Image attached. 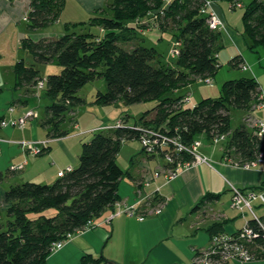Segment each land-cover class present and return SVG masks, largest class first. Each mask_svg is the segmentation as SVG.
Segmentation results:
<instances>
[{"label": "trees", "instance_id": "1", "mask_svg": "<svg viewBox=\"0 0 264 264\" xmlns=\"http://www.w3.org/2000/svg\"><path fill=\"white\" fill-rule=\"evenodd\" d=\"M207 1L113 0L108 8H100L88 21L67 22L66 33L56 38L35 40L26 36L22 46L31 51L37 62L55 61L62 66L58 73L48 74L46 78L23 59L14 68L16 88H21L26 96L36 94L37 84L45 79L42 90L48 104L41 123L48 130V139L70 134L62 128V122L67 113L86 102L79 92L86 84L104 77L107 88L97 93L95 104L157 100L139 118L141 126L159 130L184 144L193 143L199 134L209 139L220 133L230 134L224 154L234 153L241 162L253 161L264 152V140L258 137L256 128L251 129L245 121L237 128L231 126V109L250 114L264 93L255 76L227 79L219 97H205L194 107L183 106V96L169 95L201 78H214L221 66L218 53L222 29L209 26L208 12H203ZM225 1L234 4L235 0ZM243 2L244 30L252 40L249 47L264 48V0ZM64 6L65 0H31L29 29L34 31L56 23ZM78 24L98 26L104 32L100 35L91 30L69 31L71 25ZM152 26L177 32L179 54L175 62H161L160 51L137 41L138 32ZM244 62L241 54L230 60L236 69ZM120 122L114 130H101L84 141L79 165L57 180L25 181L5 191L3 203L8 221L4 227L0 223V264H46L54 242L64 239L67 232L82 228L89 219L98 218L120 200L119 184L129 173L117 162L118 152L128 139L141 137V130L134 129L126 117ZM44 146L39 153L51 148L48 143ZM5 177L0 172V183ZM220 196L209 193L206 198ZM29 214L37 216L31 218ZM248 222L263 236L254 218ZM214 227L209 228L211 232ZM107 261L103 255L87 253L77 264H107Z\"/></svg>", "mask_w": 264, "mask_h": 264}, {"label": "crops", "instance_id": "2", "mask_svg": "<svg viewBox=\"0 0 264 264\" xmlns=\"http://www.w3.org/2000/svg\"><path fill=\"white\" fill-rule=\"evenodd\" d=\"M112 1L74 0L69 7V0H65V6L60 16L63 13L65 14L67 12L66 8L69 7L74 12L70 13L68 18L75 21H70V23L88 21L92 14L100 10V8H108ZM30 3L31 0H0V52H2L8 42L12 43L14 40L19 46H22L23 39L28 35L27 33H23L20 24L21 19L26 21L24 19L26 16L25 10L29 11ZM212 4L210 10L216 11L217 15L221 17L226 27L223 30L228 33L229 37L230 33L232 34L233 32L229 18H227L228 14L215 1ZM229 7L232 10L231 6ZM150 28L147 27L146 29L151 30ZM100 31L104 32L102 29ZM45 36L56 38L57 34L55 35V33L48 31L41 37ZM242 43L245 44V39L242 40ZM15 58L16 60L13 64L14 76L9 82L10 89L13 92L9 94L8 98L15 100L19 97L15 102L25 105L28 102L27 98L29 96H26L24 93L21 95L23 90L16 88L17 77L14 68L20 60L17 59L19 57ZM53 63H56L58 66L57 62L54 61ZM256 77L259 81L260 78L257 75ZM3 84H6L5 81ZM3 86L0 87V90L6 88ZM261 88L263 91L264 87L262 85ZM189 91L187 90L182 94L181 89H177L174 91V95L183 96L184 104L186 97L189 98L187 102L191 100L188 95ZM198 94L201 100L205 99V94L199 91ZM6 101L9 102L8 100ZM6 101L3 105H0V118L10 119L23 116L22 110L18 114H15V108L11 111L10 108L12 106H7L8 103ZM194 105L190 106L187 104L186 106L194 107ZM255 111H258L259 116L254 114ZM243 115V118L250 115L254 119L263 121L264 108L254 109L250 114L245 111ZM101 120L102 118L96 115L93 125L97 124L99 126H95L101 128L105 127V125H111L108 122L102 124L100 123L102 122ZM139 120L132 124L128 120V123L139 125ZM31 123L33 124H31L30 128H19V134L12 130L18 129L16 127H0V172L12 175L10 180H6L9 186L25 181L51 183L57 180L64 168H73L79 162L83 142L86 141L81 135L95 127L83 128L80 132H72V134L65 137L57 138L55 139L54 147H51L49 151L34 154L22 145V142H37L38 139H41L37 130L38 124L35 120H32ZM79 126V124H76V128H80ZM42 142L47 144L48 140L44 139L38 143L41 144ZM227 144H222L221 149H223V146L226 147ZM203 146L201 145L199 149ZM209 149L211 148L207 147L204 151L212 158L211 164L201 163L194 168L186 169L171 181H166L163 175L159 177L154 175L161 166L159 162L153 165L151 161L156 159L155 157H148L143 153L139 157L131 158L130 163L133 164V167L127 171L129 173L127 176L133 180V184H127L128 188L126 190L119 189L120 200L114 206H109L105 210L98 220L100 225H97L95 231L89 230L78 234L72 241H68L62 249L58 250L61 252L59 257L67 259L64 264H77L81 256L87 253L99 256L100 250L101 255L105 256L107 260H113L117 264H195L193 259L187 263V258L175 250V247L178 248V246H175L171 239L175 238L176 232L174 227L177 224H184L183 230H185V235L194 237L193 240L195 242L192 243L193 251L200 250L204 247L203 245H208V242L211 241L212 232H224L234 235L242 230L244 225L250 219H253L254 216L250 209L244 211V213H240L232 205L233 190L234 187L240 188L245 192L255 189L264 190L263 166L260 164L251 169L235 167L222 160L225 157L224 149L221 155L216 152L215 148L213 151ZM231 156L236 160L238 159L234 153ZM17 164H24V168L15 172L10 171V167ZM6 190V187L0 186V220L3 213L6 215L5 204L3 203ZM209 193L221 196L208 199L206 197ZM255 200L256 204H253L254 213L264 218V201L260 199ZM123 204H135L138 209L146 212H152L154 207H159L162 209V212L147 215L141 221L137 215L122 212L120 209ZM211 226H215L212 232L209 229ZM200 239L203 242L199 243ZM54 259V257L50 259V264L59 262V260ZM224 264H264V258L246 263L229 261Z\"/></svg>", "mask_w": 264, "mask_h": 264}, {"label": "rangeland", "instance_id": "3", "mask_svg": "<svg viewBox=\"0 0 264 264\" xmlns=\"http://www.w3.org/2000/svg\"><path fill=\"white\" fill-rule=\"evenodd\" d=\"M74 1V0H73ZM72 0H69V7L73 3ZM217 4L221 5L223 9H225L226 13L228 14L227 18H229V23L232 26V34L230 33L228 37V33H226L223 29L222 33V38L220 40V49H219V57L218 60L221 64V66L218 68V72L212 78V83L204 82V81H194L193 84L183 86L181 89V92L190 90L189 96L191 98L190 102H185L183 106H186L189 104L190 106H193L195 103H198L201 100L200 95L198 94V91L201 92L202 94H205V97H213L217 98L219 97L222 93V86L227 81V79H235L238 77L242 76H249V75H256L260 78L259 82L260 85L264 87V48L262 46H259L255 49H251L249 47V44L252 43V40L250 36H247L245 34L244 30V22H243V11L244 8L238 7L235 8V10L230 9V3L227 1H216ZM26 7V6H25ZM69 7L66 8L67 12L65 14L63 13L58 20H56V23L46 26L45 28H40L34 31H31L29 29V23L28 21H23L21 19V24L20 28L23 31V33H27L28 36H30L32 39L39 40L42 35H45V32H52L57 34V36L63 33H66L65 30V25L69 21L68 15L70 13H73L74 10L69 9ZM26 16L29 15V11L25 10ZM83 20V19H81ZM75 22V21H73ZM73 22H71L73 24ZM80 22V21H78ZM72 27L69 29V31H75V32H89L90 30L99 33L100 35L102 34V31H100V28L98 26L94 25H89V24H78V26L71 25ZM27 28V29H26ZM151 30L146 29L145 31H139L138 32V42L143 44V45H148V46H154L158 51H160V60L161 62L165 64H170L175 62L176 56H173L174 49L177 46V39H176V31L174 30H169V31H162L160 28H156L155 26H152L150 28ZM10 37V35H8ZM41 37V38H40ZM54 37V36H53ZM245 39V44L242 43V40ZM2 42V41H1ZM241 47V48H240ZM240 48V49H239ZM0 87H2L5 81V89L0 90V105H3V103L8 100L9 102L7 106L11 105L13 108H15L16 112L15 114H18L21 110L23 111V115L28 111V110H34L35 112H38L37 118L31 119L27 121V124L24 128L31 126V121L35 120L37 125V130L39 131V135L41 139H38V142L43 141L44 139L48 140V145L51 147H54L55 139H48V130L42 125L41 120L45 117V106L48 104L47 99L45 98L44 91L40 90L36 94H30L28 99V102L24 105H20L15 102L18 98L15 100H10L8 98L9 94H12V90L10 89L9 82L14 76L13 72V64L14 61L16 60L15 57L18 60L23 59L24 62L27 65H33L34 67H37V69L40 72V75L43 78H46L48 74L51 73H58L61 69L62 66L53 62H46V63H40L37 62L32 55L31 51L28 48H24L22 46H19L14 40V42H8L0 52ZM237 54H241L243 58H245L244 64L248 67L246 70L243 69L242 67L236 69L232 67L230 64L231 58L236 56ZM19 55V56H17ZM256 71V72H255ZM257 78V77H256ZM45 80V79H44ZM8 82V84H7ZM3 86V87H4ZM106 81L105 78H97L96 80H93L92 82L86 84L85 86L82 87L81 91L79 92V95L82 96L84 99H86V102L82 103L79 107H77L74 111H71L67 113L66 120L62 122V128L66 129L69 131L70 134L72 132L76 131H81L83 128H92L93 126H99L97 124L93 125L94 119L96 115H99L102 118V124H105L108 122V124L111 125H116L117 122L120 121L123 117H126L127 120H129L132 123H135L137 120H139V117L145 114L146 111L150 110V108H153L154 105L157 104V100H149V101H144V102H138V104H126L122 100H118L113 104H104V105H99L94 103V98L96 97L97 93L99 91L104 92L106 90ZM21 89V88H20ZM264 91V90H263ZM23 95V92L22 94ZM169 95H174V92L171 91ZM203 96V95H202ZM20 105V106H19ZM189 107V106H186ZM155 112V111H154ZM153 112V113H154ZM243 112H245L242 109H236L232 108L231 109V126L233 128H237L240 123L242 122L243 119ZM256 115L259 116L258 111L255 113ZM8 118V117H7ZM19 118V117H18ZM149 119V116L147 117ZM246 118L244 117V121ZM246 122V121H245ZM76 124H79L80 128H76ZM95 126V127H96ZM94 129H90L89 131L83 133L81 137H84L87 140H90L91 138L94 137V134L96 132L101 131V127H96ZM17 128V127H16ZM14 132L18 133L20 131L18 129H12ZM80 137V138H81ZM198 139L202 141V145H204L200 150V152L206 156H209V154L205 153V149L207 147H210L211 151L215 148L216 152L220 155L222 154L221 149V144H213L209 138H206L205 135L199 134ZM41 144H37L39 147ZM142 149V143L138 141L137 139H128L122 147L121 150L118 152V157H117V162L119 165L122 166V168L127 172L133 167V164H131V158H136L139 157L140 154H143ZM146 154V153H145ZM144 154V155H145ZM136 155V156H135ZM146 156V155H145ZM210 158V157H209ZM212 159V158H210ZM159 160V159H158ZM157 159H153L151 162L153 165L154 163L157 164L158 162ZM80 163L77 162L75 165L78 166ZM151 163V164H152ZM74 166V167H76ZM67 168V167H66ZM65 169V168H64ZM12 175H6L5 180L0 183V186H4L7 189L10 187L8 181ZM43 182V181H42ZM130 183L133 184V180L125 175V177L121 180L119 184V189L120 190H126L127 184L129 185ZM252 204H256V200L253 201ZM246 209L245 211H247ZM53 213V212H52ZM241 213V212H240ZM31 218L36 217V214H29ZM101 218L99 216L98 218H95L94 221L96 224L100 225L98 220ZM8 221V217H6L5 213L2 214V218L0 222L2 223L3 227L6 225ZM99 227V226H98ZM184 224H177V226L174 227V230L176 232L175 238L171 241L174 243V245L178 246V248L175 247V250L177 252H180L182 255H184L188 262H191L192 257L195 256V250L193 251L192 248V243L195 242L193 240V236L185 235V230H183ZM97 228V227H96ZM96 228L93 229H88L87 231H95ZM85 231V232H87ZM84 233V232H83ZM72 241V240H71ZM203 242L201 239L199 240V243ZM139 243V242H138ZM204 244V243H203ZM203 248H208L211 246V241L208 242V245H203ZM101 255V250L99 252ZM194 254V256H193ZM61 255V252L59 251H54L49 257L46 262V264H50V259L53 257L55 258L54 260H59L58 263L56 264H64L67 259L65 258H60L59 256ZM53 260V261H54Z\"/></svg>", "mask_w": 264, "mask_h": 264}, {"label": "built area", "instance_id": "4", "mask_svg": "<svg viewBox=\"0 0 264 264\" xmlns=\"http://www.w3.org/2000/svg\"><path fill=\"white\" fill-rule=\"evenodd\" d=\"M213 0H208L206 2V7L203 8V12H208V24L212 29H225V25L223 20L219 15H217L216 11L210 10L212 7ZM230 6L243 7V0H235ZM25 20H28V16L24 17ZM177 46L174 49L173 56H177L179 54L178 46L179 43H176ZM243 69H247L248 67L243 64ZM199 81H206L208 83H212V78L205 77L204 79H199ZM45 87V81L40 80L37 84V92L42 90ZM186 101L189 100L188 97L185 98ZM264 108V93L261 95L260 101L258 104H255L254 109H262ZM11 111L14 110L13 107L10 108ZM38 112H35L33 109L28 110L23 116L19 118H10V119H2L0 121V125L2 127L5 126H13L20 129H23L28 120L37 118ZM246 122L255 121V125L258 126L257 135L262 140H264V120L254 119L253 116L248 117ZM121 122H117L116 125H105L101 130H114L119 126ZM134 129L141 130L140 141L142 143V151L147 155H153L158 162L160 163V168L154 173L157 177L163 175L166 178V181L174 180L176 177L180 175V173L186 169L194 168L198 164L206 163L211 164V159L209 156L202 154L199 150V147L202 145V141L200 139H196L191 144L183 143L181 140L170 137L167 134L161 133L159 130L154 128H146L141 125H132ZM230 134L220 133L216 136L210 138L213 144H223L227 143ZM1 141V138H0ZM42 146L46 143L42 142ZM22 145L32 151L34 154H39L41 151V147L37 146L36 142H22ZM227 147V146H226ZM225 146L222 148L226 151ZM1 154V148H0ZM227 163L232 164L235 167L251 169L257 165L262 164L264 170V152H261L253 161L247 162H237L234 161L233 157L230 155H226L224 157ZM239 160V159H237ZM240 161V160H239ZM24 168V164L12 165L10 167V171L15 172L18 170H22ZM71 167H67L65 170H62L60 176L64 175L66 172L71 171ZM233 200L232 205L237 208L241 213H244L246 209H250L252 215L254 216L255 221L259 226H261L264 232V218L256 215L254 213L253 201L255 199H260L264 201V192L261 190H249L242 191L240 188L234 187L233 190ZM260 194V195H258ZM260 196V197H259ZM122 212L137 215L138 219L143 221V219L147 215H154L156 213H161L162 209L159 207H154L152 212L141 211L135 204L127 205L123 204L120 209ZM97 224L94 222V219H89L87 224L82 228L76 229V231L67 232L64 239L54 242L52 251H58L62 249L68 241L74 239L78 234L87 231L88 229L96 228ZM261 238V240H260ZM211 246L208 248H201L200 250H195V256L193 262L195 264H224L229 261H238L241 263H246L250 261H256L257 259L264 258V234L261 236V232L255 230L253 227L249 225L247 222L244 225V228L240 230L238 233L234 235H229L227 233H215L211 236Z\"/></svg>", "mask_w": 264, "mask_h": 264}, {"label": "bare ground", "instance_id": "5", "mask_svg": "<svg viewBox=\"0 0 264 264\" xmlns=\"http://www.w3.org/2000/svg\"><path fill=\"white\" fill-rule=\"evenodd\" d=\"M242 121H244V118H243V120ZM247 125L252 129V128H256V131L258 130V126H256L255 125V121H251V122H247ZM222 160H224L225 162H226V160L225 159H223L222 158ZM234 161H237V162H240V163H242V162H245V161H239V160H236V159H233ZM262 191H264V190H262ZM258 195H260V194H258ZM260 197V196H259ZM255 201V200H254Z\"/></svg>", "mask_w": 264, "mask_h": 264}, {"label": "water", "instance_id": "6", "mask_svg": "<svg viewBox=\"0 0 264 264\" xmlns=\"http://www.w3.org/2000/svg\"><path fill=\"white\" fill-rule=\"evenodd\" d=\"M107 264H117L115 261L111 260V261H107Z\"/></svg>", "mask_w": 264, "mask_h": 264}]
</instances>
